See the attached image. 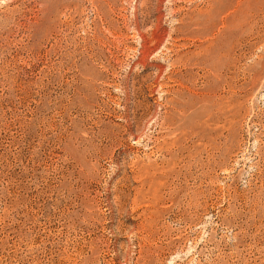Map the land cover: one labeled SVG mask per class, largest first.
Segmentation results:
<instances>
[{
	"label": "rangeland",
	"instance_id": "374dc122",
	"mask_svg": "<svg viewBox=\"0 0 264 264\" xmlns=\"http://www.w3.org/2000/svg\"><path fill=\"white\" fill-rule=\"evenodd\" d=\"M0 264H264V0H0Z\"/></svg>",
	"mask_w": 264,
	"mask_h": 264
}]
</instances>
